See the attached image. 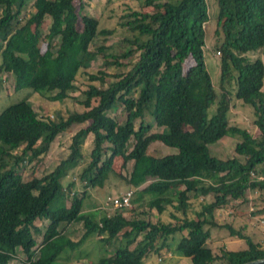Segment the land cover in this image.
Wrapping results in <instances>:
<instances>
[{
    "label": "trees",
    "instance_id": "1",
    "mask_svg": "<svg viewBox=\"0 0 264 264\" xmlns=\"http://www.w3.org/2000/svg\"><path fill=\"white\" fill-rule=\"evenodd\" d=\"M30 1L0 0V77L13 76L16 91L29 88L41 95L73 91L81 78L88 89L80 101L85 110L66 118L60 112L54 118L41 117L27 98L0 114V264L15 261L18 249L26 256L23 264H65L95 237L110 247L118 241V247L112 253L105 249L103 257L88 264H147L167 249L191 264L264 259V247L251 235L214 219L216 210L245 201L249 193L264 200V0H217L219 88L204 56L207 0H137L152 11L131 9L121 17L128 43L121 54L106 53V46L91 52L100 21L84 14V0L79 11L75 0H37L20 23ZM48 18L51 25L44 34ZM254 52L258 54L249 57ZM95 57L104 64L93 73L88 68ZM131 58L136 61L127 64ZM233 94L254 109L258 136L231 124ZM120 105L126 112L124 123L109 114ZM147 115L161 132L150 133L153 125L145 123ZM85 123L72 137L70 154L53 171L24 177L23 163L47 155L59 135ZM91 134L94 148L87 152L84 142ZM227 136L241 137L236 156H213L210 146ZM154 142L177 153L157 157L149 151ZM118 157L132 162L130 181L140 187L134 191L139 196L136 208L145 206L147 197L159 211L156 222L142 209L133 210L131 219L117 209L102 224L81 217L89 189L103 186ZM78 185L84 189L81 196ZM194 200L201 209L191 214ZM81 218L85 232L75 241L65 227ZM37 221L49 224L42 230ZM213 228L228 229L247 248L215 252L208 246ZM177 234L180 239L171 247ZM158 262L151 264L163 261Z\"/></svg>",
    "mask_w": 264,
    "mask_h": 264
},
{
    "label": "rangeland",
    "instance_id": "2",
    "mask_svg": "<svg viewBox=\"0 0 264 264\" xmlns=\"http://www.w3.org/2000/svg\"><path fill=\"white\" fill-rule=\"evenodd\" d=\"M37 0H31L27 7L25 8L20 23L24 22L30 14L34 11V3ZM85 8L84 14L93 17L100 21V27L98 29V36L92 43L90 50L95 53L97 49L101 46H106L108 49L106 53L121 54L127 47L128 43L125 41L127 36L126 29L122 27V24L126 23L125 19H121L131 9L141 10L143 12H151L152 8H147L143 5V2L137 0H84ZM209 7V21L206 24V46L204 48V56L206 60V65L208 71L211 74L212 82L219 88L220 85V57L216 52L215 44L218 37L220 36L218 29V14L219 8L217 0H207ZM74 4L77 11L80 10L81 1L75 0ZM51 25L50 18L45 21L43 30L44 34H48L49 27ZM19 26V22H16L13 26V31ZM83 25L81 21L78 23V29L81 31ZM129 33V32H128ZM130 37V34H129ZM43 53L47 50V42L43 40L42 42ZM75 51H79L77 45L74 46ZM257 52L250 53L249 57L252 55L254 57ZM260 58L264 63V55L260 54ZM135 58L125 60L127 64L134 63ZM104 61L100 57H95L89 66V71L96 73L102 69ZM113 73V69L108 70ZM0 114L10 105L20 102L24 98L32 104L33 108L44 118H54L57 112H60L65 118L73 112H83L85 108L81 106L80 101L84 99L83 92L88 89L87 81L85 78L79 79L76 82V89L68 93H54L50 95H41V92H33L32 89L25 88L20 91L15 90V80L13 76L6 77V75H1L0 77ZM233 104L234 109L229 114V119L232 125H236L240 128L250 130L255 136H258L259 129L254 125V120L256 119L254 109L239 101L235 94H233ZM118 123H124L126 112L123 105L117 106L112 109L109 113ZM213 110L211 111V115ZM146 124H152L153 129L150 133L161 132L163 129L157 127L153 123V119L147 115L145 119ZM87 124H75L72 125L66 132L59 135L55 142L53 143L50 151L45 156H40L35 159L33 163H23L21 166V173H23L26 179H30L32 174L37 176H44L59 164L60 161L66 159L70 154V145L72 143V137L82 128H85ZM94 136L91 134L84 142V148L87 152H90L94 148L93 143ZM241 142L240 136H227L220 140L217 144L211 145V153L213 156H217L220 159L226 160L230 159L235 154V147L237 143ZM132 146V144H131ZM149 151L156 155L157 157H165L168 155H173L177 153L175 148L167 146L161 142H154L151 144ZM10 163L13 162L12 159L9 160ZM83 164V163H81ZM113 172L106 175V179L102 187L90 188L88 191V197L84 201V211L81 217L90 218L95 223L102 224L103 221L112 215L117 209L111 206V202L115 198L123 196L127 191L136 190L137 187L131 183L130 175L132 162L126 163L122 158L118 157L114 161ZM80 170V169H78ZM77 181V178H74ZM78 194L81 196L84 189L81 185H78ZM175 192V190H174ZM170 193V192H169ZM147 197L144 201L145 206L139 209L150 212V218L153 221H157L159 218V211L157 207H154L147 202ZM135 205L131 204L127 208H122L121 212L126 218L132 217L133 210L138 211L136 207L139 205V196L133 195L132 199ZM207 201H211L210 197L206 198ZM131 201V203H132ZM67 205V203H66ZM200 201L194 200L191 214L195 210H199ZM169 209H171L169 207ZM142 210H139L140 212ZM252 212H260L259 215H251ZM205 216V214H203ZM215 222L219 225H231L236 230H241L246 235H251L253 240L260 243L264 247V200L260 199L256 194H248L245 202L235 201L230 202L227 207H223L215 212ZM81 220L65 227V234L71 237L73 240L77 241L82 238L85 232L84 223ZM164 220H168L167 218ZM42 230H44L49 224L48 221H37L36 223ZM66 225H63V227ZM180 234L176 235L175 244L171 247H175L176 242L180 239ZM38 244L41 243L42 237H37ZM208 246L212 248L215 252L219 253L221 247L228 251H238L247 248L246 241L240 239L236 236H231L230 231L226 228H213L211 230V238L208 240ZM118 247V241L113 242V246H106L101 243V237H95L90 241L82 244L79 250L72 253V260L65 264H88L89 262H94L100 257L105 255V251L111 252ZM106 249V250H105ZM167 251H162L159 255H152L150 259L156 260L162 259V264L169 263L171 256ZM112 253V252H111ZM183 258V257H181ZM26 256L22 253L20 249L17 251V258L11 264H23V260ZM149 259V260H150ZM92 260V261H91ZM181 260V259H180ZM167 262V263H166ZM159 263V262H158ZM180 264V263H179ZM185 264V263H184Z\"/></svg>",
    "mask_w": 264,
    "mask_h": 264
},
{
    "label": "built area",
    "instance_id": "3",
    "mask_svg": "<svg viewBox=\"0 0 264 264\" xmlns=\"http://www.w3.org/2000/svg\"><path fill=\"white\" fill-rule=\"evenodd\" d=\"M133 194V191H129L127 192V194L113 199L111 202V206H113L114 208H127L128 206H131V199L133 197Z\"/></svg>",
    "mask_w": 264,
    "mask_h": 264
},
{
    "label": "crops",
    "instance_id": "4",
    "mask_svg": "<svg viewBox=\"0 0 264 264\" xmlns=\"http://www.w3.org/2000/svg\"><path fill=\"white\" fill-rule=\"evenodd\" d=\"M130 190H132V189H130ZM128 192V191H127ZM243 202H245V201H243ZM224 248V247H223ZM155 256V255H154ZM171 256V259L169 260V263H167V264H191V260L190 259H188V258H180V257H177V256H175L174 254H170L169 253V257ZM181 259V260H180ZM155 261L156 260H154V258L151 260H147L146 261V263L147 264H151V263H155Z\"/></svg>",
    "mask_w": 264,
    "mask_h": 264
},
{
    "label": "water",
    "instance_id": "5",
    "mask_svg": "<svg viewBox=\"0 0 264 264\" xmlns=\"http://www.w3.org/2000/svg\"><path fill=\"white\" fill-rule=\"evenodd\" d=\"M260 263H264V259L257 260V261H254V262H250V263H247V264H260Z\"/></svg>",
    "mask_w": 264,
    "mask_h": 264
},
{
    "label": "clouds",
    "instance_id": "6",
    "mask_svg": "<svg viewBox=\"0 0 264 264\" xmlns=\"http://www.w3.org/2000/svg\"><path fill=\"white\" fill-rule=\"evenodd\" d=\"M130 191H133V192H134L135 190H130ZM128 192H129V191H128ZM125 194H126V193H125ZM125 194H124V195H125ZM158 261H159V262H160V261L162 262L163 260H162V259H159Z\"/></svg>",
    "mask_w": 264,
    "mask_h": 264
}]
</instances>
